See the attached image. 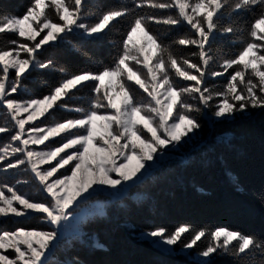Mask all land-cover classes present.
Segmentation results:
<instances>
[{"label": "snow or ice", "instance_id": "snow-or-ice-1", "mask_svg": "<svg viewBox=\"0 0 264 264\" xmlns=\"http://www.w3.org/2000/svg\"><path fill=\"white\" fill-rule=\"evenodd\" d=\"M131 3L134 9L153 11L133 17L113 66L96 73L66 76L47 95L25 101L12 97L23 86L26 74L33 68L53 66L51 60L41 62L37 59L36 54L42 46L74 29L82 35L99 36L114 21L129 15L131 9L125 5L97 13L86 11L87 0H32L22 16H0V34L12 33L19 38L7 40L5 46H0V108L5 110V124L0 125V133L10 132L12 127L16 129L10 137L11 142L0 147V162L8 161L5 171L26 165V170H30L42 191L51 198L46 203L36 202L18 194L13 187L0 186V217L26 216L29 211L42 213L45 222L51 226V230L18 228L0 232V264H47L46 256L57 239L58 230L72 216L69 209L81 197L86 199L85 193L91 195L89 190L94 191V186L119 190V186L135 183L138 174L158 152L162 155V150L170 145L175 147L185 138H191L190 134L194 135L201 128L191 113H199L201 108L189 104L185 96L198 100V104L208 109L218 121L249 109H264V0H131ZM156 10H175V14L157 16ZM249 10L256 12L250 24L238 25L232 19L234 13ZM89 16H96L95 21L86 22ZM225 19L231 22L223 23ZM150 23L187 24L194 35H185L173 44L195 46L198 52L191 55H198L199 63L175 55L171 46L163 44L152 32ZM236 32L246 33V37H240L242 46L238 53L232 58L220 59L222 71L210 70L213 57L206 45L217 33L230 35ZM137 34L139 42L134 39ZM229 69L233 71L229 73ZM58 71L64 73L65 70ZM173 72L180 80L195 83L181 85ZM226 73L228 79L222 91L215 92L205 85L207 75L215 78ZM88 81L100 83L94 86L96 98L90 109L87 112L75 109L82 113L80 118L26 129V125L44 117L54 107L67 108L66 103L60 102L66 101L74 89ZM128 82L146 93L149 99L137 100L136 91ZM101 84H104L102 96ZM217 99L218 103H211ZM101 108L113 111L100 114ZM24 113H28L26 118H22ZM97 121L103 124L98 126ZM73 129L83 132L73 133ZM63 133L71 135L53 149L37 151L30 147L44 144ZM25 136L27 138H23ZM97 138L102 143L98 144ZM69 149L76 151L61 155ZM17 154L22 158L12 161L10 158ZM53 161L56 163L50 168L42 167L52 165ZM72 161L77 163L71 168L70 176L50 180ZM190 232L192 229L184 225L172 232L161 227L142 235L169 248L181 244L184 250L193 249L208 236L209 243L198 252V256L204 258L202 264H211L210 257L219 252L238 260L248 256L254 258L258 254L261 257L259 264H264V240L255 236L217 228L210 233L195 231L185 241L184 235ZM91 242L93 247H102L95 238H91ZM9 250L15 255H6Z\"/></svg>", "mask_w": 264, "mask_h": 264}, {"label": "trees", "instance_id": "trees-1", "mask_svg": "<svg viewBox=\"0 0 264 264\" xmlns=\"http://www.w3.org/2000/svg\"><path fill=\"white\" fill-rule=\"evenodd\" d=\"M31 3L32 0H0V16L20 17ZM125 5L131 9L130 14L114 21L97 38L72 36L64 42L42 47L37 58L41 62L51 60L53 66L32 69L22 87L36 97H43L66 76L96 73L113 66L133 17L153 10L134 9L131 0H91L86 5V11L97 13ZM155 14L174 15L175 10H156ZM255 16V10H249L234 13L232 19L243 26L250 24ZM149 27L163 44L171 46L175 55L198 63L199 56L191 55L198 52L195 46L173 44L185 35H194L187 25L150 23ZM240 37H246V33L215 34L207 46L213 60L237 54L242 46ZM11 39L18 37L7 32L0 34V46ZM61 68L64 73L58 71ZM222 81L217 79L208 87L218 92ZM93 91L94 82L78 86L66 100L71 104L69 107L83 108L91 100ZM248 111L230 121L214 123L202 141L189 148L183 158L163 162L131 184L126 193L107 202L103 215L83 220L79 236L58 241L46 258L47 264H202L187 255L165 254L138 237L140 233L161 227L172 232L180 226H189L192 232L184 235L185 241L195 231L210 233L217 228L264 240V109ZM16 225L37 228V219L22 220ZM91 238L98 240L102 247H93ZM208 243V236L202 238L188 255L198 254ZM260 261L258 254L240 260L223 252L210 257L211 264H259Z\"/></svg>", "mask_w": 264, "mask_h": 264}, {"label": "rangeland", "instance_id": "rangeland-1", "mask_svg": "<svg viewBox=\"0 0 264 264\" xmlns=\"http://www.w3.org/2000/svg\"><path fill=\"white\" fill-rule=\"evenodd\" d=\"M89 1H91V0H87V3ZM95 19H96L95 16H89L87 18L86 22L92 23L95 21ZM184 25H187V24H184ZM43 35H44V33H41V36H43ZM72 36H77L78 38H81V39L97 38V36L82 35L79 30L74 29L73 32L61 34V37L58 38L57 41L51 42L49 44L64 42L69 37H72ZM39 39H40V37H37V40H39ZM134 39L137 42H139L140 41L139 34H137V36H135ZM24 42L25 43H32V42H28V41H24ZM207 46L208 45H206V48H207ZM11 47H13V46L11 45ZM42 47H44V46H42ZM22 55H26V54H22ZM141 59H142V57H141ZM191 62H193V61H191ZM193 63H196V62H193ZM198 63H199V59H198ZM209 67H210V70L222 71V69L219 67V61L213 60ZM33 69L39 70L38 68H33ZM189 71H192V70H189ZM232 71H233L232 69H229V73H231ZM12 74L14 76V72H12ZM173 77L181 85H183V84L191 85V84L195 83L194 81L180 80V78L175 77L174 72H173ZM217 79L218 80L223 79L222 83L220 84L221 87L218 90V91H222L225 84L227 83L228 73H226L222 77H215V78L212 77L211 75H207L204 78V83L208 87V84L210 82H215V80H217ZM208 80H209V82H208ZM90 82H94V86H95V84L100 83L97 81H88V82H85L84 84H89ZM105 83H106V80H105ZM128 83L135 89L137 100H140L141 98H143L144 100L149 99L147 97V94L144 93L142 90H140L136 85L132 84V82H128ZM103 90H104V84H101V93H100L101 96L103 95ZM12 98L16 99L17 101H25V100L32 99V98H42V97H36L34 95V93H32V92L24 89L23 87H21V89L18 91V93L13 94ZM95 98H96V93L93 91V95L91 97V100L83 108L69 107V106H71V104H68L67 99H69V98H67L66 99L67 101H61L60 102V103H66L68 106L67 108L54 107L44 117H40L39 119L35 120L32 124H28L25 127H26V129L31 128L33 126L44 127V126L51 125V124L56 123V122H64V121H67L70 119H78L81 117L82 113L75 111V109H83L85 112H87L90 109L91 104ZM184 99L189 104H193V105H196V106L201 108V111L199 113H197V112L191 113V115L195 116L196 119H197V117H199L200 120H198V121L201 124V128L194 135L190 134L191 138H185L184 141H182L180 144L176 145L175 147H172L170 145L168 148L162 150L163 151L162 155L160 154V152H158L155 155L154 160L152 162H149V165L145 169L141 170V174H138L139 178L136 179L135 182H137V181L141 180L142 178L146 177L147 175H149L154 168L158 167L163 162H166L167 160H178V159L183 158L186 154V151L189 148H192L195 145H198L199 142L202 141V137L207 132L208 128L211 127L214 123H217L220 121H230V120L234 119V117L244 115V114H247V112H249V111H246L244 113H236L235 116L232 118H226L224 120L218 121L214 117L211 116V113L208 109H205V108H203L202 105L198 104V100L193 99L190 96H185ZM218 102H219V100L217 99V100L212 101L211 103H218ZM112 111H113L112 109H105V108H101L98 110V112L100 114H105L106 112L111 113ZM4 112H5V110L0 108V125L5 124ZM27 115H28V113H24L22 118H26ZM58 116L63 117L65 119L59 118ZM10 123L11 122H9V124ZM102 124H103L102 121H97L98 126L102 125ZM15 131H16V129L14 127H12V130L10 132L0 133V147L5 145L6 143L11 142L10 139L8 141H6V138H10L11 135H14ZM72 132L73 133H82L83 130L82 129H73ZM69 135H71V133H63L60 136L50 138L49 140L45 141L44 144L30 145V147L33 148L34 150H37V151H47L49 149H53L57 146H60L63 142H65L66 138ZM144 135L150 139V136L147 132H145ZM23 138H27V136H25ZM16 143L18 144L19 142H16ZM97 143L100 144V143H102V141H100L99 138H97ZM77 147H79V146H77ZM105 147H107V145H105ZM89 150L90 151L92 150L91 146H90ZM75 151H76V149H69V150H66V153H62L61 155L63 156V155L70 154V153L75 152ZM18 158H22L21 154H17V156H13L10 159L12 161H15ZM7 162L8 161L0 162V186L6 185V186L13 187L14 190L17 191L18 194L26 196L29 200H32V201L45 202V203L50 201L51 198L47 196V193H44L42 191L38 181H36L34 179L30 170H26V167H27L26 165H21L16 169H9V170L5 171L4 169L6 167ZM117 162L119 163L120 160L118 159ZM55 163H56V161H53L52 165L45 164V165H42V167L43 168H50ZM75 163H77V161H72V162H70L69 165H66L62 169H59L57 171V173H55L54 176L50 178V180H55L57 178L62 179L65 175L70 176L71 175V168L74 167ZM112 175H115V174L113 173ZM131 184H133V182H129L126 185L119 186V190L108 189V188H105L103 186H94V191L91 189L89 190L91 195H89L88 193H85V197H87V198L85 199L84 197H81L77 201V203L74 204L73 207L69 209V212L72 213V216L69 219V221H67L61 225L60 229L58 230L57 239L53 242L49 252L47 253L46 258L49 257L50 252L53 249V246L56 245L58 243V241L67 240L71 237L79 236V234H80L79 227H80L81 222L83 220H85L87 217H90L93 215H101V213H103L105 211L106 203L110 202L112 200H115V199L119 198L121 195H123L124 193H126ZM5 192H6V188H5ZM6 194L9 196L11 195L10 193H7V192H6ZM15 206L18 208L20 207L19 205H15ZM33 218L37 219V228H27L25 230H33V229H35V230H51V226L48 223H46L44 220V214L33 213V212L29 211L28 215H26V216L14 217L10 214L6 218L0 217V232L15 231L16 229H18L17 225H16L17 222H20L22 220L29 221L30 219H33ZM20 229H24V228H20ZM138 237L140 240H144V241L150 243L152 246H154L155 248H157L158 250H160L161 252H163L165 254L187 255V256H189L190 259L197 261V262H200V263H202L204 260V258L199 257L198 254H193L191 256L188 255V251L190 249L184 250L183 248H179V249L175 250L174 246L169 248L168 246L162 245L161 243H159L153 239L146 238L145 236L142 235V233H140L138 235ZM5 254L9 255L10 257L15 255L14 252H12L11 250L6 252Z\"/></svg>", "mask_w": 264, "mask_h": 264}]
</instances>
